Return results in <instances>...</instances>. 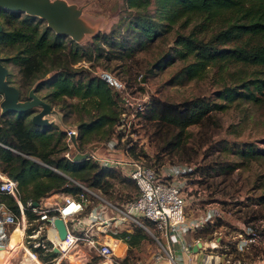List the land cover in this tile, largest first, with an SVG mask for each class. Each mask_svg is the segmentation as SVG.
Returning <instances> with one entry per match:
<instances>
[{
    "label": "rangeland",
    "instance_id": "374dc122",
    "mask_svg": "<svg viewBox=\"0 0 264 264\" xmlns=\"http://www.w3.org/2000/svg\"><path fill=\"white\" fill-rule=\"evenodd\" d=\"M69 1L85 4L84 16L98 30L95 34H86L79 41L70 35H61L67 50H77L81 56L71 66L76 68L75 73L80 77L87 74L104 77L103 74L107 73L111 79L104 78L118 92L120 110L114 119L113 129L107 135L99 137L100 134H96L83 143L79 138L78 145L71 151L77 153V149L93 147L100 141L117 136L119 153L130 145L132 155L157 168L176 162L193 164L195 171L191 174V181L196 182V194L188 193L186 214L187 210L196 212L197 205L204 208L210 202L222 210L213 220L199 227V237L207 242L217 241L222 249L232 251L233 258L241 257L242 264H256L259 250L251 248L238 254L234 251V234L246 222L261 223L264 220V90L256 88L257 83L264 79V66L240 62L221 65L218 62L203 67L195 49L186 47L180 40L191 31H194L193 37L198 38L200 45L216 36L221 40L233 31L239 33V29L248 23L246 15L250 9L254 11L250 18L264 22V0H234V3L233 0H209L210 5L203 10L192 8L182 13L172 8V0H166L167 6L160 0H151L147 12L154 18L157 27V33L152 37L137 32L133 25L128 24L129 16L135 15L136 11L127 8L124 0ZM2 10L15 11L0 8V12ZM16 12L19 18L29 14ZM30 15L33 16L31 21L48 26L42 17ZM0 20L5 27L10 26L1 13ZM202 21L204 23L200 24ZM248 34L241 39L247 38ZM113 38L117 41H112ZM253 39L259 41V37ZM16 51L15 45L0 46V54L9 68L8 79L20 87L22 98H26L29 89L37 85L38 94L61 112V120L50 124L52 128L65 130L69 126L77 127L82 120L96 116L97 110L92 108L87 111L82 106L85 100L79 97L64 95L51 100L48 93L52 85L49 82L41 84L40 81L53 75L55 69L34 83L26 81L20 71L21 65L11 57ZM192 62H198L195 72L187 68ZM242 74L243 77H240ZM225 84L249 91L252 86L259 97L239 96L232 101L220 98L217 90ZM197 96L209 101L226 102L227 105L210 109L203 123L189 125L180 139L181 144L186 140L185 147L178 146L174 144L178 128L160 125L156 118H152L150 103L154 97L182 102ZM2 98L0 92V101ZM144 102V109H137ZM39 109L38 106L29 109V117ZM124 111L125 114L122 113ZM58 148L59 145L56 146ZM54 155H63V150L58 149ZM84 182L100 188L105 196L119 203L132 198L138 191L135 181L118 167H109L100 185L87 180ZM10 228L1 229L0 244L7 243ZM140 230L146 236L135 248L128 247L129 260L126 264L147 263L157 249L154 236L142 228ZM127 243L130 246L129 240ZM15 244L16 237L1 250L9 253ZM209 249L208 245L204 252ZM25 253L22 245L12 248L7 264H35L36 261ZM229 264H234V260L231 259Z\"/></svg>",
    "mask_w": 264,
    "mask_h": 264
},
{
    "label": "trees",
    "instance_id": "16d2710c",
    "mask_svg": "<svg viewBox=\"0 0 264 264\" xmlns=\"http://www.w3.org/2000/svg\"><path fill=\"white\" fill-rule=\"evenodd\" d=\"M160 1L167 6L166 0ZM150 2L151 0H124L127 8L136 11L135 15L129 16L128 24L133 25L137 32L152 37L157 33V27L154 18L147 12ZM209 5V0H172V8L180 13L192 8L203 10ZM249 11L250 13L246 15L248 23L239 29V33L227 32L228 36L221 40L216 36L200 45L197 43L198 38L193 37L194 31H191L180 41L186 47L195 49L203 67L218 62L221 65L240 62L245 65L264 66V22L250 18L254 11L252 9ZM172 12L171 9L170 13ZM0 13L10 25L4 26L0 32V46H17V51L11 57L21 65L20 71L24 79L34 83L55 69L53 75L40 81L41 84L49 82L48 84L52 85L48 93L51 100L64 95L75 96L85 100L82 106L87 111H91L92 108L97 110L95 117L82 120L78 124V139L80 138L83 143L96 134H100L99 137L107 135L113 129L114 119L120 113L117 101L119 94L107 79L97 74L77 76L76 68H72L71 64L81 58L79 52L68 51L66 42L60 34L52 31L49 26H40L37 21H31L30 18L33 16L30 14L19 18L16 11L2 10ZM202 23L204 22L200 24ZM259 25L263 27L258 28ZM247 34V38L242 40L241 37ZM254 37H259V41H254ZM115 39L117 38H113L112 41H117ZM197 63H190L188 71L195 72ZM240 77H243V74ZM261 80L256 88L263 91L264 79ZM236 87L225 84L217 93L220 98L230 101L239 96L254 99L259 97L252 86L250 91ZM225 105L226 102L209 101L203 96L182 102H169L154 97L150 103V115L156 118L160 125L178 128L179 134L174 144L185 147L186 140L181 144L180 139L181 134L187 131V127L194 123H203L210 109L222 108ZM52 126L34 123L29 117V110L6 111L0 114V168L18 180L24 200L29 197L37 200L42 195L56 190L78 193L81 187L73 179L87 180L91 184L100 185L103 176L107 174L109 166H99L100 164L91 158H68L64 154L67 148L65 139L63 140L65 130ZM57 145L58 149L63 150V155H54L58 150ZM1 198L11 207H17L14 198L9 194L1 193ZM28 216H32L30 211ZM145 236L140 228H136L129 238L130 247L137 246ZM7 253L8 251L0 250V263Z\"/></svg>",
    "mask_w": 264,
    "mask_h": 264
},
{
    "label": "built area",
    "instance_id": "2783aa9c",
    "mask_svg": "<svg viewBox=\"0 0 264 264\" xmlns=\"http://www.w3.org/2000/svg\"><path fill=\"white\" fill-rule=\"evenodd\" d=\"M103 76L111 79L107 73ZM145 103L139 104L137 109H144ZM64 139L67 145L64 154L73 159L75 154L71 149L78 145V127H66ZM102 149L105 152H101ZM118 150L119 138L112 136L93 147L77 149V152L87 151L86 158L101 166L121 168L135 181L137 193L123 203L108 198L100 188L73 179L81 187L78 193L50 191L37 199L38 204H34L31 197L23 199L18 180L0 168V232L4 227L12 226L10 234L16 227H21L20 245L26 256L36 261L35 264H126L128 247L135 248L128 246L127 241L139 227L157 241L154 260L166 255L169 264H178L172 241L179 240L188 247L184 235L198 230L222 210L210 202L204 208L197 205L196 212L187 210L186 214L187 195L189 192L196 194V182L191 181V174L195 171L193 164L176 162L157 168L132 155L130 145L121 153ZM1 193L12 196L17 207H11L1 198ZM28 211L32 213L31 217ZM57 217L64 220L65 237L60 236L55 223ZM198 242H202L198 246L203 252L201 264H229L231 259L234 264L243 262L239 256L233 258L232 251L222 249L219 243L209 245L211 249L204 252L208 245L199 236L194 243ZM234 242V251L238 254L251 248L259 250L256 264H264V220L261 223H244L234 234Z\"/></svg>",
    "mask_w": 264,
    "mask_h": 264
},
{
    "label": "water",
    "instance_id": "95a60500",
    "mask_svg": "<svg viewBox=\"0 0 264 264\" xmlns=\"http://www.w3.org/2000/svg\"><path fill=\"white\" fill-rule=\"evenodd\" d=\"M85 4H78L69 0H0V8L15 11H24L32 15H38L47 21L56 33L60 35H70L79 41L86 34L97 33L96 26L84 16ZM4 25L0 20V32ZM9 68L4 62V57L0 54V92L3 98L0 101L1 113L6 111H24L36 106L40 107L32 113L31 119L41 126H49L57 119L61 120V112L53 107L52 103L38 94L37 85H33L26 98L21 97V90L18 85L8 79ZM88 152H77L74 159L86 158ZM38 204V200H34ZM55 223L59 227L60 236L65 237L66 226L61 217L55 218ZM202 242L193 245L197 250Z\"/></svg>",
    "mask_w": 264,
    "mask_h": 264
},
{
    "label": "crops",
    "instance_id": "0c3cea01",
    "mask_svg": "<svg viewBox=\"0 0 264 264\" xmlns=\"http://www.w3.org/2000/svg\"><path fill=\"white\" fill-rule=\"evenodd\" d=\"M198 230H191L188 231L184 235V241L187 243L188 247L183 246L181 241L179 240H173L171 245L173 248V253L176 256L178 264H201L202 258H203V252L200 251L198 248L197 250L193 249V245H195L194 241L195 238L198 237ZM125 242L121 244V249H124ZM212 245H216L215 242L212 243ZM169 264L168 257L164 255L160 260H154L153 255L151 256V259L148 260V262H142L138 261L133 264Z\"/></svg>",
    "mask_w": 264,
    "mask_h": 264
},
{
    "label": "bare ground",
    "instance_id": "6f19581e",
    "mask_svg": "<svg viewBox=\"0 0 264 264\" xmlns=\"http://www.w3.org/2000/svg\"><path fill=\"white\" fill-rule=\"evenodd\" d=\"M127 227L130 228V225L125 224ZM22 236H23V229L21 227H16L15 229H13L8 237L7 243L6 244H0V250L3 249L8 243L9 241H11L14 237H16V244L10 248L11 251L9 253L6 254L5 258L3 259V261L0 264H6L7 262V258L9 257V255L12 253V248H17V246L20 245L21 240H22ZM207 245H212L213 242L217 243L216 241H210L207 242L205 241Z\"/></svg>",
    "mask_w": 264,
    "mask_h": 264
},
{
    "label": "clouds",
    "instance_id": "9594fccd",
    "mask_svg": "<svg viewBox=\"0 0 264 264\" xmlns=\"http://www.w3.org/2000/svg\"><path fill=\"white\" fill-rule=\"evenodd\" d=\"M74 159V158H73Z\"/></svg>",
    "mask_w": 264,
    "mask_h": 264
}]
</instances>
